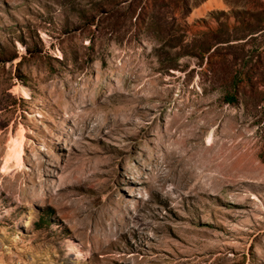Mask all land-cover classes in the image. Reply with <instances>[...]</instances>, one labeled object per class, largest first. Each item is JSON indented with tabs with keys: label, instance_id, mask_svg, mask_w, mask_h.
<instances>
[{
	"label": "rangeland",
	"instance_id": "1",
	"mask_svg": "<svg viewBox=\"0 0 264 264\" xmlns=\"http://www.w3.org/2000/svg\"><path fill=\"white\" fill-rule=\"evenodd\" d=\"M0 264H264V0H0Z\"/></svg>",
	"mask_w": 264,
	"mask_h": 264
},
{
	"label": "bare ground",
	"instance_id": "2",
	"mask_svg": "<svg viewBox=\"0 0 264 264\" xmlns=\"http://www.w3.org/2000/svg\"><path fill=\"white\" fill-rule=\"evenodd\" d=\"M18 91L20 92H25L24 89H22L21 87L18 88ZM24 130L18 134L17 138L14 139V144L12 146L9 158H8V162H10L13 166L14 170L17 171H21L23 170L22 167H24V157H23V153H24V134H23ZM210 141V138H209ZM41 167V164L39 165ZM71 252L72 254H74L75 256L79 257V250L77 248V246H75L74 244L71 245Z\"/></svg>",
	"mask_w": 264,
	"mask_h": 264
}]
</instances>
